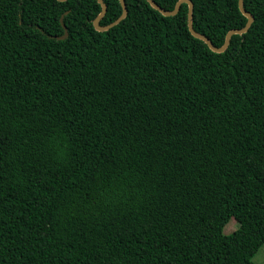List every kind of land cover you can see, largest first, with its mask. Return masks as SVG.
Here are the masks:
<instances>
[{"label":"trees","instance_id":"obj_1","mask_svg":"<svg viewBox=\"0 0 264 264\" xmlns=\"http://www.w3.org/2000/svg\"><path fill=\"white\" fill-rule=\"evenodd\" d=\"M125 3L0 0V264H255L264 0Z\"/></svg>","mask_w":264,"mask_h":264},{"label":"water","instance_id":"obj_2","mask_svg":"<svg viewBox=\"0 0 264 264\" xmlns=\"http://www.w3.org/2000/svg\"><path fill=\"white\" fill-rule=\"evenodd\" d=\"M60 2H64L66 0H58ZM149 5L157 10L160 14H162L163 16L166 17H170V16H175L179 11L180 8L182 6V4H187L188 5V29L189 32L191 33V35L201 41H203L208 48L214 52V53H224L228 46L230 45L231 42V38L234 35H243L245 33L248 32V30L250 29L251 25L254 22V17L246 11L245 7H244V0H239L238 1V7L240 12L243 14L244 17L247 18V24L245 25V27L241 28V29H233L230 30L225 37V42L223 44V46L221 47H216L206 36L198 33L194 27H193V9H194V5L192 3L191 0H179L176 5L175 8L172 11H167L165 9H163L161 6H159L154 0H146ZM97 2L100 4L101 6V12L99 13V15L95 18V20L93 21V26L94 28L98 31V32H106L108 30H110L111 28H113L114 26L118 25L121 21H123L127 15H128V9H127V5L125 3V0H119L121 7H122V14L121 16L115 20L113 23L107 25V26H102L101 25V20L102 18L105 16L106 12H107V5L104 3L103 0H97ZM60 22L62 24V27L64 29V34L60 37H52V38H56L57 40H64L68 37V29L67 27L64 25L63 22V17H61Z\"/></svg>","mask_w":264,"mask_h":264},{"label":"rangeland","instance_id":"obj_3","mask_svg":"<svg viewBox=\"0 0 264 264\" xmlns=\"http://www.w3.org/2000/svg\"><path fill=\"white\" fill-rule=\"evenodd\" d=\"M238 223L236 220L231 219V221L225 226L223 233L225 235H230L236 229ZM253 262L255 264H264V245L259 249L256 253L255 257L253 258Z\"/></svg>","mask_w":264,"mask_h":264}]
</instances>
